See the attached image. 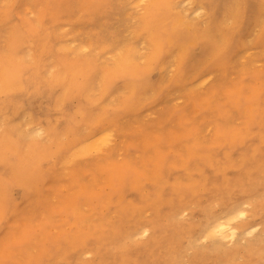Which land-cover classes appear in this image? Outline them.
<instances>
[{
	"label": "rangeland",
	"instance_id": "rangeland-1",
	"mask_svg": "<svg viewBox=\"0 0 264 264\" xmlns=\"http://www.w3.org/2000/svg\"><path fill=\"white\" fill-rule=\"evenodd\" d=\"M89 3L92 6L87 8ZM93 5L96 9L91 10ZM178 7L189 15L185 21L202 27L205 12L192 13L193 0ZM143 10L138 0H0V61L13 50L12 42L21 55L26 54L27 44L35 51L43 43L44 78L60 70L52 67L50 57L88 65L93 71L91 92L85 120L75 125V136L90 134L99 121L103 122L100 128L111 134L100 151L66 166H62L63 154L56 160L42 159L40 166L48 180L39 194L15 184L10 167L0 164V207L4 205L7 212L4 217L0 212V264H7L6 246L14 264H230L224 255L212 252L211 241H195L189 250L183 240L189 232L201 237L202 218L222 216L230 205L242 202L246 219L237 224L257 225L258 231L239 244L249 249L247 256L254 264H264L262 18L234 54L224 59L221 71L209 66L206 72L211 80L202 87L176 81L175 52L166 49L159 71L150 75L159 91L137 92L140 102L130 111L121 105L127 93L125 79L113 80L106 93L101 86L118 57H133L138 66L147 63L148 44L140 22ZM25 33L39 40H26ZM62 45L86 49L78 52ZM204 59L210 62V57ZM189 72L187 68L182 74ZM68 107L77 114L78 100L71 99ZM38 126L24 110L7 117L0 114V132L19 143L20 153L34 145L48 147L44 135L36 134ZM216 133L238 138L229 157L224 137L217 138ZM191 149L197 154L192 155ZM252 150L258 155L252 156ZM35 156L40 159L42 154ZM205 156L210 157L206 162ZM160 161L164 166L152 178ZM122 168L128 172L122 190H115L109 176ZM132 176L142 179L132 184ZM194 182V198L172 200L171 187L185 188ZM130 227H147L149 232L145 237L125 238ZM5 233L10 235L7 240ZM22 236L31 242L24 254L13 243ZM63 238L66 243L59 244L57 240ZM231 248L224 241L221 249ZM243 256L238 251L233 263L244 264Z\"/></svg>",
	"mask_w": 264,
	"mask_h": 264
},
{
	"label": "bare ground",
	"instance_id": "bare-ground-1",
	"mask_svg": "<svg viewBox=\"0 0 264 264\" xmlns=\"http://www.w3.org/2000/svg\"><path fill=\"white\" fill-rule=\"evenodd\" d=\"M193 1L196 3V7L192 13L205 12L202 27L192 26L193 23L184 20V18H189V15L180 13L179 3L189 5L190 0H138L139 3L144 4L140 22L148 44V54L145 56L147 63L138 66L133 57L123 55L118 57V64L114 69L106 72L103 79L105 81L101 86L102 92L106 93L108 89L110 90L113 80L125 79L127 93L121 101L123 109L133 111L138 107L140 101H136V93L140 90L147 88L154 94L159 91L158 84L152 83L150 75L159 71L166 49L175 52L172 65L176 69V81L181 84L191 82L202 87L211 80V73L206 72L210 69L209 66L221 71L224 59L234 54L238 45L251 32L253 24H256L260 17L262 18L260 25L264 33V0ZM90 6L92 3H89L87 8ZM93 6L90 8L91 10L96 9V6ZM13 31L20 32L16 28ZM24 38L39 40L35 35L29 33H25ZM22 44L25 45L24 40H22ZM26 46H28L26 54L21 55L16 51V43L12 42L10 49L13 48V50H8L0 61V114L7 117L20 110L26 111L27 116L39 124L36 134L44 135L49 145L46 148L34 145L29 147L26 152L20 153L18 152L19 143L12 140L10 134L0 132V164L10 167L15 184L27 191L39 194L42 185L48 180V175L42 172L40 166L42 159L53 158L56 160V157L63 154L62 166H66L75 158L82 157L89 152L100 151V148L108 142L111 134L107 130H103V127L100 128L103 122L99 121L90 134L78 138L75 136V125L83 123L85 120L83 115L90 97L93 71L89 66L50 57L52 67H58L60 70L50 71L45 77L47 80H45L40 69L43 64L44 44L38 46L35 51L32 45L27 44ZM62 46L66 49L71 48L69 45ZM72 49L80 52L86 48L73 46ZM204 57H210V62L205 63ZM187 68L190 69V72L183 76L182 72ZM1 96L4 99H1ZM13 97H17V99ZM71 99H77L79 102L77 114L68 107ZM227 99L231 100V95H228ZM77 116L80 117L78 121H76ZM187 134L190 133L187 132ZM222 136L227 149L225 156L229 157L231 148L236 144L238 138L232 133H216L217 138ZM69 152L71 153L68 155ZM190 153L197 154L194 149H191ZM251 153L252 156L258 155L256 150H252ZM36 154H42L41 158H36ZM202 159L206 162L210 157L205 156ZM163 166L164 163L158 162L153 170L152 178L157 177ZM127 172V169L124 168L114 169L109 176L113 189L122 190L124 174ZM198 172L200 171L198 170ZM201 176L202 172L199 173V177ZM141 179L139 176H132L131 183L138 184ZM196 187L197 182L185 188L174 185L171 187V198L172 200L180 197L194 198L197 195ZM85 198L88 202L91 197L87 195ZM103 198L100 195V201ZM172 200L170 199L168 202L171 203ZM242 204L244 203L230 205L228 211L222 216L202 218L201 237L193 236L192 232H189L183 240L184 246L192 250L195 241L199 240L203 243L211 241L212 252L224 255V258L229 259L230 264H234L233 256L238 251L244 253L243 257L246 261L244 264H254L253 258L247 256L250 255L247 252L249 249L239 244L258 231L257 225L241 228L237 224L236 221L246 219L245 209L240 208ZM0 212L2 217L6 216L4 205H1ZM135 227L126 230L125 238L129 234V237H145L149 232L147 227H138V229ZM9 236L8 233H5L4 239L7 240ZM61 241L66 243L65 238L57 240L59 244ZM224 241L231 243L233 248L228 251L221 249ZM13 243L19 250L18 252L24 254V247L31 242H27L26 237L22 236ZM261 249H264L263 246ZM11 252L7 246L3 251L7 264L15 263ZM172 256L175 258L176 253L173 252Z\"/></svg>",
	"mask_w": 264,
	"mask_h": 264
}]
</instances>
